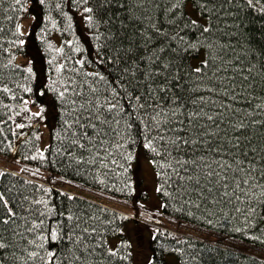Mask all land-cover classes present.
Listing matches in <instances>:
<instances>
[{"label":"snow or ice","instance_id":"1","mask_svg":"<svg viewBox=\"0 0 264 264\" xmlns=\"http://www.w3.org/2000/svg\"><path fill=\"white\" fill-rule=\"evenodd\" d=\"M29 2L39 6L40 22L50 20L53 28L57 23L44 15L52 10L51 0H14L4 9L12 27L0 26V105L6 117L0 124L17 141L32 143L17 130L52 122L56 146L37 147L24 160L55 166L52 158L58 157L75 174H92L100 186L111 178L129 187L132 162L143 154L156 170L155 192L169 201L160 208L178 204L175 212L197 219V211L206 217L239 215L246 227L237 232L246 231L253 217L264 219V47L236 23L245 7L264 15L262 0H70L90 33L94 58L71 40L54 48L45 29L40 41L48 51L34 46L26 53L33 33L26 35L7 13H27ZM6 3L0 0V8ZM54 9L72 29L63 0ZM65 47L77 55H66ZM17 54L29 58L18 64ZM0 144V152L17 154L7 136ZM24 172L39 177L40 169H19ZM19 173L0 169V264H131V244L113 246L107 239L108 233L123 235V227L113 225L128 216L95 206L112 217L101 230L104 221L89 211L90 202L84 208L54 204V191L68 202L80 198L18 179ZM54 217L55 227L45 223ZM164 251L146 264H165ZM171 252L179 255L178 264H187L182 250ZM191 259L203 264L199 253Z\"/></svg>","mask_w":264,"mask_h":264},{"label":"trees","instance_id":"2","mask_svg":"<svg viewBox=\"0 0 264 264\" xmlns=\"http://www.w3.org/2000/svg\"><path fill=\"white\" fill-rule=\"evenodd\" d=\"M13 2L14 0H7L4 7L0 8V26H3L5 29L11 28L12 24L5 19L6 13L4 9L8 7V4ZM57 2H61V0H51L52 10L45 11L44 13L45 16H51L52 20L57 22L55 28H53L50 20L45 19L43 22H40V14L38 11L39 6L32 2L27 4V7L29 8L27 13H21L19 11L15 13H7V15H14L17 17L20 23H22V20L26 15H30L31 17L33 15L37 16V20L33 21L28 32L33 33V35L28 37L29 45L25 50L26 53L30 54L34 46H39L42 51H48L47 43H51L55 48L64 44L66 40H71L74 46L78 45L81 49L87 50L86 52H83L82 55L94 58L90 33L82 25L79 13L75 11L74 6H69L70 0H63L64 11L73 17L72 29L69 30L67 28V18L54 9V4ZM262 2H264V0H262ZM236 23L241 24V30L249 33L252 36L253 41L258 46L264 47V38L261 36V34L264 33V15L245 7L242 11H240L239 19ZM41 29L46 30L44 38L47 43H41L40 41ZM65 54L73 56L77 55L68 47H65ZM51 55L58 54L55 53V51H52ZM28 58L29 55L17 54L16 63L23 64ZM92 68L95 69L96 65L93 64ZM31 98L33 100L43 99L38 98L37 96H32ZM4 102L9 103V101ZM36 110V107L32 108V111ZM3 119H6V117L4 116L3 107L0 105V120ZM16 122H21V118L17 117ZM9 124H11V122H9ZM51 125L52 122H49V143H52L55 147L56 142L52 140L53 133L50 131ZM11 126L14 127V124H11ZM43 126H45V122L41 121L38 125H36V127L31 129L26 127L25 129L17 130L18 132L27 134L28 140L32 141V143H25L23 139L17 141L11 136L8 131V125L0 124V128H3L4 130L3 135L0 136V141L4 140V137L7 136L13 141L14 146L17 148L16 155L6 151L0 152V158L5 160L7 163H13L16 166V169H9L5 165H2L1 162L0 169L19 173V169L22 167H27L31 170L39 168V177H32L29 172H24L19 173L17 178L23 180L32 179L35 180L37 184H44L46 187L50 186L54 189H58L60 192H66L69 195L80 198L78 201L68 202L64 197L59 196L58 192L54 191L51 196V201L54 204L59 205L63 202L64 205L68 207H75L79 204L81 208H84L87 203L90 202L94 206L89 209L90 212H96L95 206H99L107 209L109 214L115 213L117 217L127 215L120 210L109 206L107 203L103 202L102 199L137 206L138 212L144 211L146 214H150L151 221L155 224L153 230L159 229L158 234L153 231V234L157 236V239L152 240V250L153 253L155 252L157 254V256H159L163 249L168 250L163 252L165 264H168L166 258L169 255L177 257L178 260L180 259L177 253L171 252V249L173 248H178L183 251V260H185L187 264H196V262L191 259V256L196 253H199V257L203 261V264H264V243L261 242V240H264V219L253 217L249 221L246 231L237 232L234 230L235 228L246 227L242 222L243 217L239 215L233 218L232 215L229 214L226 218L223 214L217 213L216 215L206 217L205 215H202L201 212L197 211L195 213V216L199 217V219H197L175 212L174 207H179L178 204L166 209L162 208V210L157 211L150 210L147 206H145V204L143 205L144 207L141 208L140 198L146 200L147 194L142 193L138 197L139 202L137 203L138 199L135 198L132 168V165L136 160L132 162L130 170L127 174L128 178L125 181L129 187H124L120 179L111 178L107 180L106 187L100 186L94 182L92 174L84 173V170L80 169L83 174L77 175L75 174L74 169L67 168L66 164L62 165L58 157L52 158L55 161V166H53L52 163L42 164L38 160H24V154H35V148L41 147L42 138L39 141H35L32 134L36 133L41 137ZM3 147L4 144H0V148ZM46 155H48V153H46ZM17 159L20 161L19 164L15 162ZM61 176L63 177L62 180L60 179ZM41 177H55L57 182L54 185H49L47 180L41 179ZM68 181H71V183H68ZM113 184H115V189L113 188ZM17 187L21 186L17 185ZM121 188H123V191L116 190ZM22 190L30 192L31 188L23 186ZM158 195L162 203H169L166 198L162 197L159 193ZM96 214L100 215L101 219L104 221L103 224L99 225L101 230H103L107 226V221L112 219V217L111 215L105 213L96 212ZM261 214L264 215V213ZM137 217H139V214ZM206 219H211L212 223H207ZM54 220L55 217L53 218V221L46 220L45 223H52L53 227H55ZM131 220L132 219H130V217L128 220H120L117 218L115 219L113 226L118 225L124 228L126 223H129ZM156 221L160 222L156 223ZM252 225H254V227ZM173 236L176 237V239H173ZM251 236H259L260 240H253L250 238ZM112 238H120V242L117 246L122 240L129 243L126 235L121 236L120 234L112 235L108 233V241ZM185 240L188 241V244L183 243ZM189 245H191V247ZM118 264H127V262H118ZM131 264H134V255Z\"/></svg>","mask_w":264,"mask_h":264},{"label":"rangeland","instance_id":"3","mask_svg":"<svg viewBox=\"0 0 264 264\" xmlns=\"http://www.w3.org/2000/svg\"><path fill=\"white\" fill-rule=\"evenodd\" d=\"M33 23V19L30 15H26L22 20V25L25 33L29 32V29ZM41 147L40 149H44L48 146L50 135L49 128L43 126L41 133ZM0 162L2 165H5L9 169H16V166L9 162L7 163L5 160L0 158ZM133 168V186L135 191V198L138 199L142 193L147 194L146 200L140 198L141 205L147 206L152 211L162 210L159 205L162 203L158 193L155 192V188L157 187V178L155 177V169H153L152 165L148 163V161L144 158L143 154L140 155V158L135 161L132 165ZM103 202L107 203L109 206H112L132 219L129 223L123 228V235L129 240V243L132 246V252L134 255V264H146L147 258L151 257L153 254L152 250V236L154 225L151 221L150 214H146V212L141 211L138 212V207L131 204H124L115 201H109L108 199H102ZM135 208V209H134ZM139 214V217H137ZM164 220V219H163ZM153 224V225H152ZM120 242V238H112L109 243L113 246H117ZM168 264H178V258L169 255L167 256Z\"/></svg>","mask_w":264,"mask_h":264}]
</instances>
